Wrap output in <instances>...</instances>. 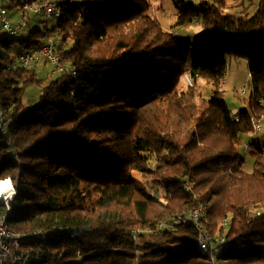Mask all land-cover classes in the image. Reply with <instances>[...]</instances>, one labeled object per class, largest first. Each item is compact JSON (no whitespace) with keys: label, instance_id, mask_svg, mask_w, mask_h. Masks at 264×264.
Here are the masks:
<instances>
[{"label":"trees","instance_id":"1","mask_svg":"<svg viewBox=\"0 0 264 264\" xmlns=\"http://www.w3.org/2000/svg\"><path fill=\"white\" fill-rule=\"evenodd\" d=\"M202 3L179 7L174 25H202L189 70L192 44L151 15V0L64 1L54 27L0 39L7 116L0 178L12 175L17 187L8 224L49 232L38 241L44 259L32 264H212L192 223L159 228L200 202L209 231L227 238L222 264H264V146L247 145L251 171L238 148L240 135L254 131L253 118L264 116V0L253 15ZM46 36L59 40L57 52L76 74L49 61L60 74L24 106L44 61L23 67L13 50L42 45ZM232 56L247 60L251 76L239 120L221 89ZM187 71L214 84L210 98L194 84L181 88ZM152 184L164 195H151Z\"/></svg>","mask_w":264,"mask_h":264},{"label":"built area","instance_id":"2","mask_svg":"<svg viewBox=\"0 0 264 264\" xmlns=\"http://www.w3.org/2000/svg\"><path fill=\"white\" fill-rule=\"evenodd\" d=\"M77 1V0H23L20 3L21 16L16 23L9 15L8 9L5 7L2 0H0V22L3 30V37L6 40H14L23 37V30L28 27V16L31 13H44L48 17L60 20L63 16L61 2ZM85 1V0H80ZM27 15V16H26ZM47 37V36H46ZM59 40L53 37H47L46 42L29 49L17 48L14 51L21 66L26 67L31 63L42 59L50 61L58 70L76 71L65 66L63 57L57 52ZM248 86L245 85L239 91L240 95L247 93ZM263 103V99H260ZM236 120L240 119L237 112L234 113ZM262 129L261 120L253 118V133H257ZM7 130V116L0 97V132L5 133ZM16 160L19 161V155L15 149L12 152ZM5 183V189H1L0 185V205L5 207V212L0 213V264H32L40 262L44 259L43 243L38 242L46 240L48 231H20L13 229L8 224V218L14 213V198L17 195V187L12 177H5L0 179V184ZM187 191H193V186L190 183L185 184ZM151 195H157L155 185L149 186ZM195 198L199 195L195 193ZM177 223H192L198 231L197 248L203 254H210L212 264H222L217 255L220 250L227 243V238L223 234H215L207 228L208 217L207 208L204 203L200 202L198 206L185 214L174 216L171 220H162L159 223V228H174ZM224 223L227 225L230 220L226 218ZM137 231L132 230V234L137 239Z\"/></svg>","mask_w":264,"mask_h":264},{"label":"rangeland","instance_id":"3","mask_svg":"<svg viewBox=\"0 0 264 264\" xmlns=\"http://www.w3.org/2000/svg\"><path fill=\"white\" fill-rule=\"evenodd\" d=\"M5 7L9 11V15L18 22V18L21 16V6L19 1L23 0H2ZM49 1V0H44ZM152 8L150 10L151 15L157 16L161 21L165 29L174 31L182 39L189 41L192 44L191 55L187 63V70L191 68L196 45L200 41V32L202 30V25L200 22H194L186 26H176L174 27L177 21V14L179 7L185 6L192 2L197 7L203 6L204 0H151ZM211 2L222 1V9L225 13L227 12H243L248 11L249 14L253 15L257 12L259 7V0H209ZM27 16V15H26ZM18 17V18H17ZM31 17V19H30ZM30 19V25L23 30V35H28L30 30L35 28H44L47 24L50 28L54 27L58 20L52 17H48L46 14H34L31 13L28 16ZM3 38V30L0 22V39ZM71 44L68 45L70 47ZM17 49V48H16ZM14 49L13 52L16 50ZM45 66L41 61L40 65L37 66L39 81L31 84L25 89L24 92V106H27L31 103L39 101L43 87L49 83L51 79L58 76L60 72L54 69L53 65L46 60ZM225 81L223 82L221 89L225 92L224 97L227 101L229 107L235 112V110H241L243 108H248V97L250 94V83L251 76L248 69V62L246 59L241 57H229V62L226 70ZM194 84L197 92H200L201 96L205 98H210L212 92L215 89V86L212 82L207 79L199 78L194 79L189 74V71L184 75L181 83V88L186 90L190 85ZM245 85L248 86L247 93L240 95L239 91ZM264 103V100H263ZM262 129L257 132L243 133L240 135L241 142L238 145L240 152L245 156L247 151V145L252 143L254 146H264V116L260 118ZM246 163L244 169L246 171H251L253 168V158L250 154H247ZM150 166H155L157 164V159L155 155H150ZM134 175L141 177L138 172H134ZM5 177H12V175H7ZM3 177V178H5ZM0 178V179H3ZM14 180V179H13ZM157 192L160 196L164 195V190L162 187L155 185Z\"/></svg>","mask_w":264,"mask_h":264},{"label":"bare ground","instance_id":"4","mask_svg":"<svg viewBox=\"0 0 264 264\" xmlns=\"http://www.w3.org/2000/svg\"><path fill=\"white\" fill-rule=\"evenodd\" d=\"M0 185H1V189H5V188H6V187H5V183H2V182H1Z\"/></svg>","mask_w":264,"mask_h":264},{"label":"crops","instance_id":"5","mask_svg":"<svg viewBox=\"0 0 264 264\" xmlns=\"http://www.w3.org/2000/svg\"><path fill=\"white\" fill-rule=\"evenodd\" d=\"M17 18H18V17H17ZM16 20H17V19H16ZM16 20H15V21H16ZM238 111H240V110H237V109L235 110V112H238Z\"/></svg>","mask_w":264,"mask_h":264}]
</instances>
